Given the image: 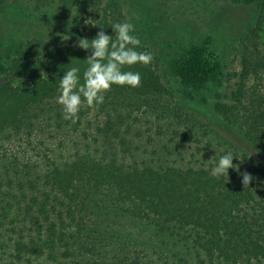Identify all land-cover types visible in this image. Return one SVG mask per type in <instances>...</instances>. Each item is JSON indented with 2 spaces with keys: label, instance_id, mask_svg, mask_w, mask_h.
Instances as JSON below:
<instances>
[{
  "label": "trees",
  "instance_id": "trees-1",
  "mask_svg": "<svg viewBox=\"0 0 264 264\" xmlns=\"http://www.w3.org/2000/svg\"><path fill=\"white\" fill-rule=\"evenodd\" d=\"M60 1L75 14L66 42L11 38L0 56V264H264V166L244 153L239 171L210 175L229 147L169 101L165 57L144 30L139 50L153 60L131 69L140 87L113 85L98 108L63 118L59 76L86 66L78 38L112 34L126 17L119 0ZM232 1L256 10L239 38L231 101L218 96L213 109L264 154V0ZM27 2L40 10L50 0ZM166 61L187 88L222 74L199 44L175 46Z\"/></svg>",
  "mask_w": 264,
  "mask_h": 264
},
{
  "label": "rangeland",
  "instance_id": "rangeland-1",
  "mask_svg": "<svg viewBox=\"0 0 264 264\" xmlns=\"http://www.w3.org/2000/svg\"><path fill=\"white\" fill-rule=\"evenodd\" d=\"M102 1L106 4L110 0ZM119 1L126 21L135 25V28L144 30L148 37V46L154 54L162 59L165 57V83L172 94L168 97L169 101L183 114L195 118L202 133L214 139L218 137L221 144H227L236 157L245 153L264 166V154L245 138L237 126L227 123L213 109L218 96V100L231 101L230 93L240 70L237 51L239 38L252 20L256 6L238 4L232 0ZM74 15V12H64L60 0H50L40 10L31 7L27 0H5L0 6V56L6 52L11 38L66 42L69 38L67 33L73 26ZM181 43L205 47L209 57L216 59L221 65V76L200 87L187 88L175 83L170 78V66L166 58L169 60L173 48ZM169 139L171 137H167L166 144H173ZM74 141L72 138L67 147L75 145ZM205 143L203 140L204 148ZM161 156L163 160H176L178 163H185L188 159L186 154L181 157L169 152Z\"/></svg>",
  "mask_w": 264,
  "mask_h": 264
},
{
  "label": "clouds",
  "instance_id": "clouds-1",
  "mask_svg": "<svg viewBox=\"0 0 264 264\" xmlns=\"http://www.w3.org/2000/svg\"><path fill=\"white\" fill-rule=\"evenodd\" d=\"M111 30L112 34L100 30L91 39L78 38L76 46L88 53L84 59L86 66L82 75L80 66L66 67L63 76H59L56 89V102L61 106L65 120L75 121L84 105L98 108L105 102L106 93L113 85L140 87L141 73L131 69L135 65L151 63L153 54L139 50L142 41L131 22H115ZM68 65H72V60ZM220 151L223 154L215 160L210 175L219 178L228 176L229 169L239 171L238 166L233 164L234 158H237L233 151ZM252 180L250 173L242 174L243 186H249Z\"/></svg>",
  "mask_w": 264,
  "mask_h": 264
}]
</instances>
